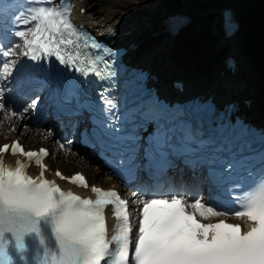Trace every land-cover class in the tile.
Listing matches in <instances>:
<instances>
[{
	"label": "snow or ice",
	"instance_id": "6c2138e0",
	"mask_svg": "<svg viewBox=\"0 0 264 264\" xmlns=\"http://www.w3.org/2000/svg\"><path fill=\"white\" fill-rule=\"evenodd\" d=\"M15 7L14 2L5 5V0H0V123L23 121L39 103V96L22 108L5 103L6 93L12 90L6 89L4 82L14 72L18 78L31 77L38 85L33 91H48L50 103L75 115L80 107L78 102L75 110L72 107L79 95L78 86L52 60L64 71L107 81L115 76L112 50L71 20L69 0L58 4L54 0H30L23 10ZM9 17L14 31L4 26ZM9 32L19 41L9 40ZM25 58L27 62H22ZM106 92L100 93L102 110L111 114L116 105ZM118 119L99 125L98 133H93L97 143L105 147L106 140L136 143L117 135ZM161 123L157 133L149 134L144 149L147 167L155 168L160 175L173 165V158H183L193 168L207 163V180L222 188L227 182L223 171L234 170L239 161L205 160L202 153L207 145L191 128ZM63 147L65 144H61ZM9 150L27 157L29 163L18 159L13 167L0 155V264H264V172L235 197L240 210L233 209L231 214L245 220L242 225L219 219L229 213L217 211L195 194L189 197L187 190L139 185L131 194L136 206L132 209L117 190L90 186L82 173L65 177L57 170L61 179L90 187L95 199L84 198L62 190L45 177L47 165L42 161L50 155L47 149L24 151L19 141L0 146V154ZM33 161L40 167L36 177L26 171ZM261 163L264 166V156ZM121 166L126 172L137 167L134 151L124 153L118 163ZM109 207L116 221L111 236L106 216Z\"/></svg>",
	"mask_w": 264,
	"mask_h": 264
},
{
	"label": "bare ground",
	"instance_id": "6f19581e",
	"mask_svg": "<svg viewBox=\"0 0 264 264\" xmlns=\"http://www.w3.org/2000/svg\"><path fill=\"white\" fill-rule=\"evenodd\" d=\"M83 5L88 8L85 14H78L77 18L84 21L90 27H97L103 30H109L113 38L124 37L125 39L131 40L141 46H137L131 49L129 59H133L135 56L142 58L145 62L149 63L150 66L155 68L159 77L161 86H166L167 83L164 82L166 79H171L173 76L184 78L187 85V90H194L200 93L212 94L220 99L224 97L236 98L239 94L240 96H246L249 99H252V102L255 104L258 109H255L254 106L251 107V110H248V113L253 115L252 118L256 123L261 124L264 119V86H260L258 82L252 79V72H250V63H244L243 60L239 61L243 63V67L239 63V67L236 70L234 76H229L227 70H223L220 63H216L211 68H204L198 70L197 68H190L188 63L182 62V64L177 65V71L173 70V66L169 65L164 59V55H169L170 49H177V45H172V47L167 46L168 43L164 40L152 41L145 36L149 31L152 30V27L156 25L158 19V13L156 12V5H148V12L144 15L136 14V11L131 10L136 4L132 3V0L125 1V5H116L112 9L108 10L105 14L101 16H96L89 9V1L83 0ZM144 1V0H140ZM179 8V7H176ZM191 11L190 8H183ZM122 13L127 14L125 18L121 16ZM116 17L113 19V16ZM153 40V39H152ZM153 46L154 51L152 53H145L143 56L139 52V49L143 47ZM155 46V47H154ZM162 50H165L162 52ZM230 51H232L230 49ZM136 57V58H137ZM245 58L244 55L242 56ZM174 63V61H172ZM163 64V65H162ZM247 67V68H246ZM13 107L21 108L20 105H13ZM244 110V109H243ZM13 122L16 124L18 135L25 140L30 145L28 138L30 137L29 129L27 130L22 125H25V119L23 121L14 119ZM46 123V124H45ZM50 125L46 122L43 123L42 128L48 130ZM39 129V127H38ZM7 130L5 121L0 123V135H3ZM50 133V132H49ZM1 138V137H0ZM56 139L53 136L51 144L55 143ZM54 151H58L61 154L62 149L56 146H53ZM67 151H71V148H68ZM60 160H57L59 166H68L65 158L66 155L62 154ZM85 171L88 172L90 177L94 175L93 167L85 160L82 159V166ZM96 170V169H94ZM178 183L176 186L180 190H186L185 186ZM182 187V188H181ZM132 194V193H131ZM131 194H128L131 198V202L135 199ZM204 200V199H203Z\"/></svg>",
	"mask_w": 264,
	"mask_h": 264
},
{
	"label": "trees",
	"instance_id": "16d2710c",
	"mask_svg": "<svg viewBox=\"0 0 264 264\" xmlns=\"http://www.w3.org/2000/svg\"><path fill=\"white\" fill-rule=\"evenodd\" d=\"M214 0H185V2L197 4L200 6L209 5ZM167 3L173 4L178 3L179 0H166ZM244 10L247 12L246 18L252 19V23H246L244 27L243 35L245 36L244 43L248 46L255 47L257 49L262 37L260 33L264 29V0H243ZM255 12V14H252Z\"/></svg>",
	"mask_w": 264,
	"mask_h": 264
},
{
	"label": "rangeland",
	"instance_id": "374dc122",
	"mask_svg": "<svg viewBox=\"0 0 264 264\" xmlns=\"http://www.w3.org/2000/svg\"><path fill=\"white\" fill-rule=\"evenodd\" d=\"M149 3H150V5L152 4V5H156V4H162V3H164V4H166V5H168V6H171V5H169L170 3H167L166 2V0H149L148 1ZM173 4H175V3H173ZM145 6V5H144ZM214 6H216L215 4L214 5H212V6H209V7H214ZM104 7L105 8H107V5L105 4L104 5ZM172 7H180V8H190V7H192V8H195L196 6H194L193 4H188V2L186 3L185 2V0H179V2L177 3V5H174V6H172ZM96 9H97V7H95ZM200 9V8H199ZM204 9L206 10L207 9V11L206 12H209V11H211L210 10V8L208 9V6L207 7H204ZM139 12H141V13H144V14H146L147 13V10L146 9H144V8H141V9H139ZM212 18V16H210V15H208L207 17H204V16H200L199 17V19H197L196 20V22H195V24L192 26L193 28V30L192 31H190L189 33L187 32V35H186V38H185V40L191 35V33H193V31H195V28H198L199 26H201V25H205V24H207L208 26H209V33L211 34V33H213V28H212V25H213V22H214V20L212 19V20H210ZM219 41V39L216 37V40H214V42H210V43H207V41H205L204 43H203V49L205 50V49H207L208 47H210L211 46V50H213V52L214 51H216V43ZM181 47H182V50L183 49H186V46H185V44L184 43H181ZM214 56V55H213ZM205 59V55H204V58H199V59H197L199 62H201V61H203ZM207 60V61H206ZM212 59H210V60H208V58L207 59H205V61L203 62V63H201L200 64V66L202 67V68H208V67H210L211 65H213V64H215V62L217 61L215 58L211 61ZM25 124V123H24ZM6 125H7V123H6ZM23 126L25 127V125H22V128H23ZM69 163V162H68ZM77 166L76 167H79V165L78 164H76Z\"/></svg>",
	"mask_w": 264,
	"mask_h": 264
}]
</instances>
